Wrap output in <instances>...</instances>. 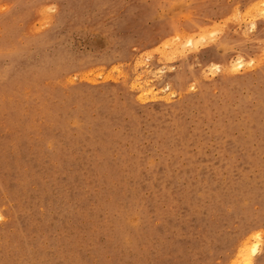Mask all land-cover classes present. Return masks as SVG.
Segmentation results:
<instances>
[{"label":"rangeland","instance_id":"obj_1","mask_svg":"<svg viewBox=\"0 0 264 264\" xmlns=\"http://www.w3.org/2000/svg\"><path fill=\"white\" fill-rule=\"evenodd\" d=\"M263 1L0 0V264H264Z\"/></svg>","mask_w":264,"mask_h":264},{"label":"bare ground","instance_id":"obj_2","mask_svg":"<svg viewBox=\"0 0 264 264\" xmlns=\"http://www.w3.org/2000/svg\"><path fill=\"white\" fill-rule=\"evenodd\" d=\"M264 2V1H263ZM261 11V10H260ZM243 19V18H242ZM253 21V20H252ZM247 22V21H246ZM211 30V29H210ZM202 32V31H201ZM176 37V36H175ZM173 47V46H172ZM170 51V50H169ZM171 52V51H170ZM164 54V53H163ZM169 56V55H168ZM162 59V58H161ZM163 60V59H162ZM242 66H243V61L242 60H237V62L235 63V64H233L232 65V70H237V69H240V68H242ZM218 67V66H217ZM223 69V68H222ZM216 71H219V68H216ZM232 73V72H231ZM94 78V77H93ZM139 85V84H138ZM166 88H167V90H169V85H166ZM152 95V94H151ZM3 217L1 216V214H0V220L2 219ZM262 245V244H261ZM260 248V247H259ZM258 248V249H259ZM240 249H242V247L240 248ZM256 249H257V247H256ZM256 249L255 248H253V252H256ZM257 249V250H258ZM261 249V248H260ZM247 250V249H246ZM255 250V251H254ZM260 250H258V252H259ZM252 252V253H253ZM257 253V252H256ZM238 254V257H237V259H240V258H242V259H244V260H247L248 261V264H252V262H254L255 261V258H256V256L254 255V257L253 256H250V255H248L245 251H243V249H242V251H240L239 250V252L237 253ZM247 254V255H246ZM255 254V253H254ZM253 255V254H252ZM246 256H247V258H246Z\"/></svg>","mask_w":264,"mask_h":264}]
</instances>
